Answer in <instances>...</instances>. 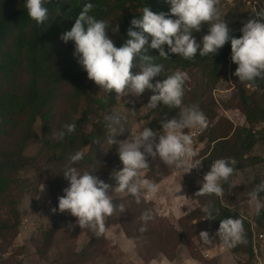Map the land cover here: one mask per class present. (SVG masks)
Returning <instances> with one entry per match:
<instances>
[{
    "label": "trees",
    "instance_id": "obj_1",
    "mask_svg": "<svg viewBox=\"0 0 264 264\" xmlns=\"http://www.w3.org/2000/svg\"><path fill=\"white\" fill-rule=\"evenodd\" d=\"M25 3L26 0H0V210L3 212L0 213V240H5L7 236L17 232L21 223L18 207L22 197L27 193L35 196L38 187L44 181L52 180L53 182L49 184L51 188L54 185L58 188L67 185L68 181L63 173L68 167L100 174L91 153L83 154V159L76 164L70 163L69 158L72 154L98 143L101 136L96 132L86 134L83 125L88 116L94 114L98 108H103V105L93 100L85 89L87 73L73 55L74 42L69 41L66 44L71 46L73 51H62L57 46V42L61 41L60 36L63 32L71 30L83 6L91 3L94 7L89 15L99 20H107L110 17L116 20L119 31L115 46L120 47L129 38L127 32L131 27V21L142 18L141 14L145 6L157 14H169L171 7L167 0H45L44 6L49 10L48 20L43 24H37L28 16ZM58 9L62 13L60 16ZM254 16L253 11L229 10L221 19L229 25L230 34L240 38L243 22ZM170 18L175 19V17ZM133 30L139 31L135 28ZM207 34L208 25L203 24L199 32L193 33V37L197 42L199 40L201 42L203 36ZM145 36L148 39V45L145 46L147 54L155 56V62L164 66L161 76L155 77L153 83L160 80V77L162 81L176 70L183 72L198 70L202 86L208 91L213 90L218 82L228 75L239 84L237 86L239 108L248 127L228 129L224 133L214 134L215 131L210 139L213 144L211 149L213 155L210 160L235 158L238 162L235 171L263 163L262 159L251 157L250 153L258 142L264 143V78H257L251 85L239 81L234 75L237 65L231 60L230 41L214 56L209 54L201 57L198 52L193 60H187L170 53L169 59H164L159 57L158 50L149 47L151 37L148 34ZM164 48L167 52V45ZM134 63L139 67V58ZM18 77L24 78L20 85L15 82ZM245 87L260 91L261 94L248 93L244 90ZM64 90H67L68 94L63 95ZM185 99L186 94L182 103ZM67 100L74 104L82 103L78 118L68 122L66 119L69 117L61 118L64 116L61 105ZM58 108H60L59 112ZM200 109L203 111L204 108ZM178 112L179 109H171L162 104L154 109L156 117L161 119L172 118L178 115ZM73 122L77 125L75 132L66 135L63 140L54 137V133L63 130L65 123ZM37 123L40 126L39 136L35 129ZM261 124L262 128L255 131V128ZM33 136L38 140L39 148L36 155L30 157L25 155V151ZM43 157H53L50 169L45 168L40 162ZM26 170H33L35 177L32 180L27 181L20 177V174ZM55 181L57 183H54ZM106 183L115 184V181L109 178L106 179ZM221 186L223 189L228 188L229 182H222ZM263 196L264 193H261L260 197ZM211 197L209 206L213 209V215L209 217L205 214L207 220L211 219L214 229L218 232L222 219L227 217L242 219L247 243L228 249L233 254L244 255L247 258L246 264H252L254 253L251 249L250 222L247 223L242 216L221 204L213 195ZM130 202L138 204L144 212L149 210L143 200L137 203L131 195L113 203L117 206L123 204L127 210L131 205ZM117 208L119 210V207ZM158 221L159 219L154 215V219L147 224ZM106 222H111V216L106 217ZM252 222L256 227L264 228V209L259 215L255 214ZM152 225L153 228L146 229H150V233L156 236L161 235L159 237L161 239V232H157L159 225L157 227ZM57 231L56 223L53 222L44 236L49 239ZM137 235L133 239L135 242L145 236L140 229ZM89 237L90 244L99 242L95 234H89ZM183 239L178 237V243ZM185 241L187 245L190 239Z\"/></svg>",
    "mask_w": 264,
    "mask_h": 264
},
{
    "label": "rangeland",
    "instance_id": "obj_2",
    "mask_svg": "<svg viewBox=\"0 0 264 264\" xmlns=\"http://www.w3.org/2000/svg\"><path fill=\"white\" fill-rule=\"evenodd\" d=\"M221 17L229 10L238 12L259 11L264 8V0H219L217 5ZM254 12V11H253ZM108 23V35L116 45L118 31L116 20L109 18L104 20ZM264 21V20H263ZM200 40L198 41V43ZM62 51L72 50V47L62 41L57 42ZM73 51V50H72ZM139 67L132 70L133 74L139 72ZM189 79L185 84V102L182 107L193 104L204 108L203 112L207 117L205 128H193L185 131L192 132L200 129V137L196 145V157L201 165L190 171L191 162L188 168L178 170L174 166L164 164L159 157L147 158L149 168L141 171V176L158 185V193L147 198H142L147 209L152 210L153 215L159 219L158 222L145 223L141 220L144 213L143 208L138 204L131 203L127 210L121 212L118 208L111 216V222L106 223V232L97 236L98 243L90 244V235L94 233L88 229H81L75 217L69 212L61 213L58 209V198L64 195V189L55 186L50 187L48 182H43L37 189L36 195L27 193L22 197L18 207L21 223L17 232L0 240V264H246L247 258L242 254H233L228 247L224 246L217 235L210 220H207L202 211L205 205H209L211 196L218 199L221 204L237 212L246 222H252L256 214L255 206L249 202L248 193L258 184L264 182V162L247 167L242 171H235L229 178V187L223 189V194L196 195L203 183L204 175L210 171L213 161L210 142L213 133H224L228 129L235 130L241 127H248L245 117L239 108V97L236 83L229 75L218 82L215 88L208 91L203 88L198 70L186 72ZM162 77H160L161 81ZM24 78L18 77L15 81L18 85L23 83ZM85 89L87 93L98 101L103 108H98L94 114L88 116L84 121L83 131L86 134L96 132L101 136L94 146L85 147L83 154L91 153L96 161V174L106 182L111 179L113 170H122L123 164L117 152L118 145L108 147L106 141L111 135L117 141H123L130 136L138 135L144 127L156 133L162 132L161 118L156 117L154 109L145 107L152 92L145 90L139 97L125 94L118 97L114 90L110 93L101 91L93 81L88 79L86 74ZM153 83V82H152ZM155 84V83H153ZM248 93L260 91L245 87ZM62 94H68L64 90ZM110 99V100H109ZM112 101V102H111ZM67 106V107H64ZM82 103L74 104L66 101L61 105L64 116L61 118L74 120L78 118ZM135 109L133 114L131 110ZM60 111V108L57 109ZM118 114L122 118L124 132L119 134V126H114L115 131H110L105 117L109 114ZM175 115L173 117H177ZM59 117V115H58ZM172 117V118H173ZM60 118V117H59ZM60 118V119H61ZM63 119V120H64ZM171 119V118H169ZM65 120V121H66ZM64 121V122H65ZM262 124L255 128L258 131ZM36 133L40 135L39 123L35 125ZM212 135V136H211ZM158 142V137H157ZM39 143L36 137L30 139L25 155H36ZM251 157H258L264 161V143L258 142L250 153ZM42 165L50 169L53 164V157L41 158ZM81 171V169H78ZM86 171V170H84ZM190 171V172H189ZM83 172V171H81ZM89 172H91L89 170ZM188 172V173H187ZM23 180H32L33 170H26L20 174ZM54 183H57L55 181ZM52 185V184H51ZM44 186V190L42 187ZM198 189V190H196ZM113 195V202L122 200L130 194L110 193ZM179 197V198H178ZM264 202V196L260 197ZM52 209H56L53 213ZM190 213L185 215V212ZM0 213H3L0 210ZM56 223L58 231L45 238V233ZM159 227L157 232L161 235L150 233V229L143 231L144 235L138 242L133 239L137 237L139 229ZM257 232L264 235V228L256 227ZM126 230V232H125ZM90 231V232H89ZM172 231V233H171ZM201 231H207L211 243L206 245L199 238ZM130 235V236H129ZM178 237L184 239L178 243ZM187 239H190L186 245ZM224 246V249H221ZM261 261L264 263V240L261 243L259 252Z\"/></svg>",
    "mask_w": 264,
    "mask_h": 264
},
{
    "label": "clouds",
    "instance_id": "obj_3",
    "mask_svg": "<svg viewBox=\"0 0 264 264\" xmlns=\"http://www.w3.org/2000/svg\"><path fill=\"white\" fill-rule=\"evenodd\" d=\"M167 2L171 5L169 14H157L145 6L142 18L131 21V27L127 32L129 38L120 47H116L109 37L108 23L89 15L94 7L91 3L83 6L71 30L63 32L60 36L65 44L69 41L74 42L73 55L77 58L78 64L87 73L88 79L104 93L114 90L118 97L125 94L139 97L147 89L153 95L145 107L156 109L162 104L171 109H179L177 117L171 119L165 117L160 121L162 132L159 134L144 127L138 135L130 136L123 141H117L111 135L108 137L106 141L108 147L118 145L117 152L123 164L122 170H113L111 174V180L115 181V184L106 183L94 173L81 172L76 167H68L64 171L63 176L68 181V187L63 190L64 195L58 198V209L61 213L69 212L76 218L81 229H88L96 236L105 234L107 230L105 218L112 216L117 207L121 212L125 211L123 204L114 205L113 195L110 193L126 192L134 197L137 203L142 198L158 193V185L141 176V171L149 168L148 157L155 159L158 156L164 164L174 166L178 170L188 168L190 162V171L201 165L199 159L193 160L196 157L194 139L185 130L205 128L207 117L196 104L182 107L185 84L189 79L186 72L176 70L162 81L152 83L155 77L161 76L164 66L155 62V56L147 54L145 46L148 45V39L145 34L151 37L149 47L158 50L159 57L164 59H169L170 53L187 60H193L198 52L201 57L209 54L214 56L230 41L231 60L237 65L234 75L239 81L251 85L257 78H264V22H259L264 20V8L259 11L253 9L255 16L243 22L240 29L242 35L235 38L230 34L229 25L221 19L217 7L219 0H167ZM44 5L45 0H26L24 4L28 16L37 24H43L48 20L49 10ZM60 15L62 13L58 9V16ZM203 24L208 25V34L198 43L193 33L199 32ZM115 28L119 31L118 26ZM134 28L139 31H134ZM137 58L140 60V70L133 74L131 70L137 67L134 63ZM135 111L131 110L133 114ZM105 121L110 131H115L114 126H119V134L124 132L120 115L109 114ZM76 127L74 122L65 123L63 130L54 133V137L63 140L66 135L75 132ZM69 159L71 164H76L83 159V153L77 151ZM237 163L235 158L213 161L196 195H222L221 183L228 182L236 170ZM43 190L44 186L41 191ZM261 193H264V182L248 193L249 202L254 204L257 215L264 209ZM52 211L55 213L56 209ZM202 211L209 217L213 215V209L209 205H205ZM189 213L190 209L185 215ZM152 219L154 215L150 209L141 215V220L145 223ZM140 231H146V228L142 227ZM217 235L228 248L247 243L244 222L238 217L222 219ZM199 238L206 245L211 243L207 231H201Z\"/></svg>",
    "mask_w": 264,
    "mask_h": 264
},
{
    "label": "built area",
    "instance_id": "obj_4",
    "mask_svg": "<svg viewBox=\"0 0 264 264\" xmlns=\"http://www.w3.org/2000/svg\"><path fill=\"white\" fill-rule=\"evenodd\" d=\"M200 133H201L200 129L193 130L192 132H190V134L193 136L194 139L193 148L195 152L197 151L196 145L199 140ZM250 231H251V249L254 253L252 264H264L261 261V257L259 255V252L261 251V243L264 240V235L257 232L256 225L253 222H250ZM221 249H224V246H221Z\"/></svg>",
    "mask_w": 264,
    "mask_h": 264
}]
</instances>
